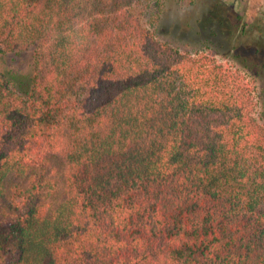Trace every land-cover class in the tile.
I'll return each mask as SVG.
<instances>
[{"label":"trees","instance_id":"16d2710c","mask_svg":"<svg viewBox=\"0 0 264 264\" xmlns=\"http://www.w3.org/2000/svg\"><path fill=\"white\" fill-rule=\"evenodd\" d=\"M168 2L0 0V264H264L256 86Z\"/></svg>","mask_w":264,"mask_h":264},{"label":"rangeland","instance_id":"374dc122","mask_svg":"<svg viewBox=\"0 0 264 264\" xmlns=\"http://www.w3.org/2000/svg\"><path fill=\"white\" fill-rule=\"evenodd\" d=\"M163 9L154 29L156 38L191 53L211 50L218 60L252 79L256 86L254 115L264 124V45L260 49V43L264 44V0H197L182 7L168 2ZM6 60L23 70L28 69L30 58L20 53L6 55Z\"/></svg>","mask_w":264,"mask_h":264}]
</instances>
